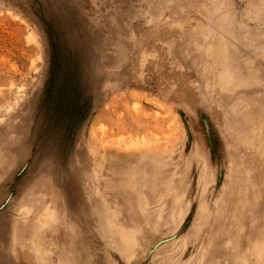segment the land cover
<instances>
[{
	"label": "rangeland",
	"instance_id": "obj_1",
	"mask_svg": "<svg viewBox=\"0 0 264 264\" xmlns=\"http://www.w3.org/2000/svg\"><path fill=\"white\" fill-rule=\"evenodd\" d=\"M0 264H264V0H0Z\"/></svg>",
	"mask_w": 264,
	"mask_h": 264
},
{
	"label": "bare ground",
	"instance_id": "obj_2",
	"mask_svg": "<svg viewBox=\"0 0 264 264\" xmlns=\"http://www.w3.org/2000/svg\"><path fill=\"white\" fill-rule=\"evenodd\" d=\"M227 69H225L226 71ZM225 76V75H224ZM221 78V77H220ZM226 80V79H225ZM48 209V208H47ZM24 211V210H23ZM54 211H51L49 209V211H45V213L42 215L39 216V222L44 224L46 222H48L52 217H54V214H53ZM28 213V209H25L24 211V214ZM263 255V254H262Z\"/></svg>",
	"mask_w": 264,
	"mask_h": 264
}]
</instances>
